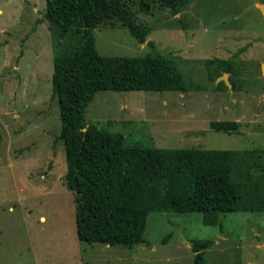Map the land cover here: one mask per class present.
Masks as SVG:
<instances>
[{
	"label": "rangeland",
	"instance_id": "rangeland-1",
	"mask_svg": "<svg viewBox=\"0 0 264 264\" xmlns=\"http://www.w3.org/2000/svg\"><path fill=\"white\" fill-rule=\"evenodd\" d=\"M264 0H185L179 14H138L151 27L139 44L120 28L97 26V52L110 57L159 53L174 61L184 93L97 92L84 119L156 149H264ZM45 0H0V264H193L188 242L212 240L206 264H264V212L151 213L143 243L131 248L78 240L74 195L51 78L57 54L44 21ZM72 35L62 41L70 44ZM210 59H230V89ZM219 74V75H218ZM218 75V76H217ZM233 82V85L231 84ZM237 121L239 132L210 130Z\"/></svg>",
	"mask_w": 264,
	"mask_h": 264
},
{
	"label": "trees",
	"instance_id": "trees-1",
	"mask_svg": "<svg viewBox=\"0 0 264 264\" xmlns=\"http://www.w3.org/2000/svg\"><path fill=\"white\" fill-rule=\"evenodd\" d=\"M184 1L45 0L44 21L59 50L51 78L60 118L56 138L64 146L63 182L74 195L76 234L83 243L128 248L141 244L151 213L198 212L204 225L216 226L221 214L264 212V149L126 146L122 134L85 122V110L100 91H187L171 59L159 53L102 56L92 32L97 26L118 25L143 44L151 27L137 15L159 8L175 16ZM67 35L73 40L64 45ZM205 64L221 75L232 71L230 59H210ZM215 88L227 86L220 82ZM209 127L237 134L241 124L211 121ZM213 243L191 242L193 264H206L204 253Z\"/></svg>",
	"mask_w": 264,
	"mask_h": 264
},
{
	"label": "water",
	"instance_id": "water-1",
	"mask_svg": "<svg viewBox=\"0 0 264 264\" xmlns=\"http://www.w3.org/2000/svg\"><path fill=\"white\" fill-rule=\"evenodd\" d=\"M260 10H261V12H262V14H263V17H264V6L263 5H260ZM264 64H262L261 65V67L263 66ZM228 74L227 73H223L222 75H220L217 79H216V81H215V83H217V81L218 80H221L229 89H230V83H229V81H228ZM186 243L188 244V245H190L191 243L190 242H188V241H186Z\"/></svg>",
	"mask_w": 264,
	"mask_h": 264
}]
</instances>
